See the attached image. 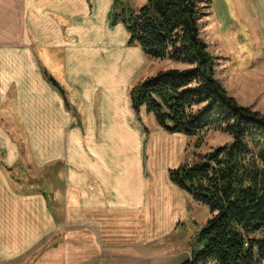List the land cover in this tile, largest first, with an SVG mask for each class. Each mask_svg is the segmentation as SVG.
<instances>
[{
    "label": "crops",
    "instance_id": "1",
    "mask_svg": "<svg viewBox=\"0 0 264 264\" xmlns=\"http://www.w3.org/2000/svg\"><path fill=\"white\" fill-rule=\"evenodd\" d=\"M232 1L242 19L228 28L209 0L205 5L219 54L228 64L242 60L237 38L252 29L251 62L264 61V0L226 3ZM112 6L113 0H0V264L60 230L69 233L31 264L79 263L108 242L156 233L181 216L182 192L156 177L153 164L152 176L146 174L145 155L172 134L152 132L146 142L147 111L142 106L136 116L129 97L133 67L142 62L129 51L124 25L111 24ZM12 119L32 161L43 166L37 175L13 138ZM177 159L175 152L168 161Z\"/></svg>",
    "mask_w": 264,
    "mask_h": 264
},
{
    "label": "trees",
    "instance_id": "2",
    "mask_svg": "<svg viewBox=\"0 0 264 264\" xmlns=\"http://www.w3.org/2000/svg\"><path fill=\"white\" fill-rule=\"evenodd\" d=\"M204 15L198 0H145L136 8L113 0L110 22L122 23L127 44L148 57L184 65L131 86L136 116L144 106L166 132L194 136L213 128L231 136L167 170L172 184L211 212L189 238V257L178 264H264V114L238 103L216 78L215 56L200 34Z\"/></svg>",
    "mask_w": 264,
    "mask_h": 264
},
{
    "label": "rangeland",
    "instance_id": "3",
    "mask_svg": "<svg viewBox=\"0 0 264 264\" xmlns=\"http://www.w3.org/2000/svg\"><path fill=\"white\" fill-rule=\"evenodd\" d=\"M126 1L134 8L140 6L144 2V0ZM198 2L203 6V11L206 12V15L203 16L200 21V34L207 42L209 52L217 57L215 58L216 78L220 80V83L226 88L227 92L233 96L238 103L244 106H250L252 109L259 110L264 114V61L259 58L257 61L251 62L253 52L256 49L255 45L257 44L255 36L252 35V29L248 27L250 29L249 33L246 36L241 33L237 38V48L243 54L241 56L242 60L238 61L235 56L234 60L237 61H235L234 64H228L229 62L226 61L222 54H219V50H221L220 46L218 47V41L214 35H212V28L210 29V16H208L209 13L207 12L208 7L205 6L207 5V0H198ZM209 5L213 15L217 16L218 20L222 21V28H228L232 23V25H240V20L242 18L240 13H237V5L233 1V6H231L230 2L226 3V0H209ZM222 32V40L227 42L226 39L228 40V35L224 30ZM224 41H222V45L228 47L227 43ZM133 48H137L139 51ZM129 51L132 56L136 54L137 59L142 62L136 71H134L136 66L135 63L133 67V73H135V75L129 86L153 75L158 70L173 67L174 65L169 59L148 57L141 52L140 48L136 45L131 47ZM241 64H243V66H249L251 69L250 72L240 75L230 72L231 70L229 69L238 67ZM141 119L143 126L147 129L145 137L146 142L148 141V145L150 144L151 138L149 137L152 132L172 134V136H166V138L160 141L161 146L159 149H154L149 155H145V161H148V166L146 167V174L148 177L152 176L149 163L151 166L153 164V174L156 175V177L169 180L167 174L168 168L174 167L183 161H189L194 152H207L231 140L229 134L213 128L204 129L194 136L166 132L156 123L152 113L145 112L144 108L141 111ZM11 127L17 132V138H13L16 141L18 140L21 145L22 155H24L25 162L29 163L28 167L30 172L37 175L41 172L43 166H38L32 161V154L26 149L25 136L21 134L20 127L13 124V119L11 120ZM175 152L178 159L174 163L168 161V159L174 157ZM157 164L160 166H157ZM157 173H160V175ZM49 183L51 186L53 185L52 182ZM57 184L58 183L54 184V186L56 187ZM177 189L182 192L183 208L181 216L176 218L170 225L164 224L165 226L162 230L153 234L148 233L137 238L123 237L121 239H115L97 248L93 254L82 262L71 264H178L187 259L190 251L188 246L190 236L204 224L207 218L211 216V212L206 205L193 200L192 197L183 190ZM165 195L168 196V194L164 193L163 196ZM68 228L66 230H70ZM63 231L64 230L56 231L52 236L42 240L33 250L18 257L16 259L17 261L13 260L6 263L31 264V258H34L37 262L44 247L48 248L46 247L47 245L53 246L60 238H64V235L69 233ZM261 234L264 235V229L261 231ZM206 264H215V262L209 261Z\"/></svg>",
    "mask_w": 264,
    "mask_h": 264
}]
</instances>
